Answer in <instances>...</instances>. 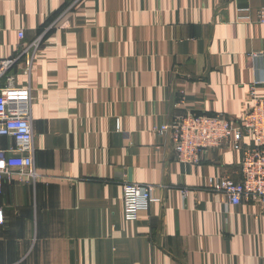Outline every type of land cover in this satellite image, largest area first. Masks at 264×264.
<instances>
[{"label":"crops","instance_id":"0c3cea01","mask_svg":"<svg viewBox=\"0 0 264 264\" xmlns=\"http://www.w3.org/2000/svg\"><path fill=\"white\" fill-rule=\"evenodd\" d=\"M74 1L0 0V61L15 57L20 31L32 42ZM263 10L264 0H84L68 29L50 31L30 79L39 177L4 182L0 264H264V206L227 207L207 188L240 182L242 154L228 145L185 165L171 133L157 132L187 114L234 121L251 109ZM125 183L155 187L135 222Z\"/></svg>","mask_w":264,"mask_h":264},{"label":"built area","instance_id":"2783aa9c","mask_svg":"<svg viewBox=\"0 0 264 264\" xmlns=\"http://www.w3.org/2000/svg\"><path fill=\"white\" fill-rule=\"evenodd\" d=\"M84 0H75L61 16L45 27L30 43H25V33L20 31L18 52L13 58L0 61V196L4 182L14 171L20 176L28 175L36 182L39 175L35 168V145L32 125L34 89L30 83L36 58L48 33L54 29H68L70 15ZM264 24V10L259 14ZM253 58L261 59L263 54L255 53ZM23 73L27 83L17 86L16 75ZM264 89V76L250 84L251 109L240 119L230 120L226 115H193L176 117L170 125L158 129L160 134L171 133L176 159L185 165H200L205 154L213 149L231 145L242 154L240 167L242 179L235 182L229 178H211L207 188L214 194H223L226 206L242 203L264 206V97H258V90ZM4 139H11L13 148L3 145ZM155 187L136 183L123 185V213L128 222H135L140 213L156 202ZM186 200L190 191L182 189ZM5 223V213L0 208V226Z\"/></svg>","mask_w":264,"mask_h":264}]
</instances>
